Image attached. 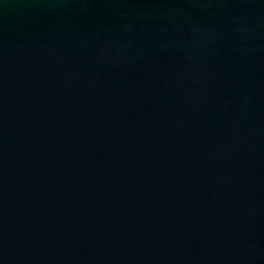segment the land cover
Here are the masks:
<instances>
[{
	"label": "water",
	"instance_id": "1",
	"mask_svg": "<svg viewBox=\"0 0 264 264\" xmlns=\"http://www.w3.org/2000/svg\"><path fill=\"white\" fill-rule=\"evenodd\" d=\"M0 264H264V0H0Z\"/></svg>",
	"mask_w": 264,
	"mask_h": 264
}]
</instances>
